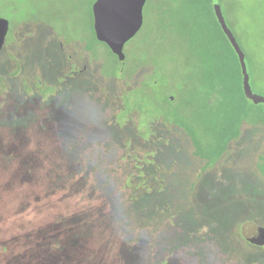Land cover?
<instances>
[{"label": "rangeland", "instance_id": "374dc122", "mask_svg": "<svg viewBox=\"0 0 264 264\" xmlns=\"http://www.w3.org/2000/svg\"><path fill=\"white\" fill-rule=\"evenodd\" d=\"M211 2L147 0L121 67L93 0H0V264L58 216L98 221L96 264H264L241 235L264 227V0H219L247 94Z\"/></svg>", "mask_w": 264, "mask_h": 264}, {"label": "water", "instance_id": "95a60500", "mask_svg": "<svg viewBox=\"0 0 264 264\" xmlns=\"http://www.w3.org/2000/svg\"><path fill=\"white\" fill-rule=\"evenodd\" d=\"M146 3L147 0H93L91 15L94 35L99 42L105 44L117 56L121 67L124 66L126 59L125 45L135 38L143 27ZM212 6L222 31L238 57L243 76V89L247 94L250 91V76L245 62V53L224 17L219 0H212ZM10 28V22L0 18V51L6 45ZM60 49L58 48V50ZM75 59L71 60L79 61L80 58L76 57ZM78 63L76 65L79 67ZM86 68L83 62L77 72L82 73ZM241 235L250 245L264 247V227L251 221L246 222L241 226Z\"/></svg>", "mask_w": 264, "mask_h": 264}, {"label": "trees", "instance_id": "16d2710c", "mask_svg": "<svg viewBox=\"0 0 264 264\" xmlns=\"http://www.w3.org/2000/svg\"><path fill=\"white\" fill-rule=\"evenodd\" d=\"M218 26L221 34L228 42L229 40L222 31L219 23ZM129 207L130 206L128 204V206H126V212L128 214L132 212ZM122 217L123 221L128 220L130 222L128 224V221H126L127 224L123 223L124 225L131 226L133 229L138 231H144L135 227V220L136 222H139L140 216L134 217L135 220L130 216ZM96 223H98V221L94 218V216H86L85 218H82V216H58L54 223L46 227L48 229L47 231L46 228L42 229L29 240L32 248L19 252L17 254L19 257L18 260H15V264H96L94 263L95 258L101 261L108 253L105 246L97 249L90 246L93 241L99 240L95 233L94 224ZM111 225L112 222L107 224V227L109 228ZM211 230L214 235V241H211L210 243H214L221 249L222 252L231 253V248L236 249L238 247V236L235 240L234 235L229 233V237L226 239L227 234H224L225 232L222 231L220 226L217 224L212 225ZM69 232L71 235L63 236L64 233ZM46 234L49 236L47 237ZM241 241L243 244L246 243L243 239ZM18 245L22 246L20 243ZM3 256L6 257L9 262L13 263L14 257H12L8 252L6 255L3 254Z\"/></svg>", "mask_w": 264, "mask_h": 264}, {"label": "flooded vegetation", "instance_id": "af4514ba", "mask_svg": "<svg viewBox=\"0 0 264 264\" xmlns=\"http://www.w3.org/2000/svg\"><path fill=\"white\" fill-rule=\"evenodd\" d=\"M212 1V0H211ZM212 3V2H211ZM8 39V38H7ZM7 43V42H6Z\"/></svg>", "mask_w": 264, "mask_h": 264}]
</instances>
